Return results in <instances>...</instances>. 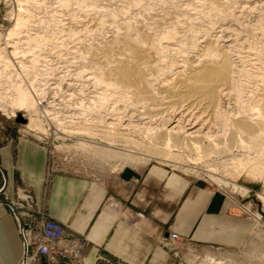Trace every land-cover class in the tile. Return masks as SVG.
Instances as JSON below:
<instances>
[{
	"label": "rangeland",
	"instance_id": "374dc122",
	"mask_svg": "<svg viewBox=\"0 0 264 264\" xmlns=\"http://www.w3.org/2000/svg\"><path fill=\"white\" fill-rule=\"evenodd\" d=\"M20 1L0 0V50L6 49L10 53L14 51L13 47L8 46L6 36L15 26L16 15H18L22 6L28 10V16L27 12L24 13L26 15L25 18L28 17L30 19L26 18L24 30L30 31V33L33 32L32 35L37 40L29 44H20L21 52L15 55L13 60L17 59L26 62V59H29L32 54H40V60L35 70L30 69L25 75L24 72L26 71L18 64L6 67V73L4 74L16 78V74L21 71L19 74L24 83L27 86L30 85V89H37L39 93H43L40 99L45 101H42V105L47 106L46 108L51 112L58 111L61 106L71 109V107L68 108L66 106L69 104L74 106L77 101L74 97L66 95L67 90L65 87L60 88L58 86V81L56 80L58 74H72V71L74 73V70L81 64L79 62L81 52L92 46L96 47L99 44L106 43L112 38L122 21L128 20L133 25H138L140 21L146 23L153 17L166 16L164 18L170 17L171 19L173 17L177 20L180 18V25L190 29L186 37L189 46L194 41L193 34H197L199 30H203L199 33L202 39L207 32L209 36L212 35L211 37H213L216 34L214 30H218L219 26L229 27L230 32L223 33L224 35L221 34L223 36H221L219 43L223 44L222 40L227 36L233 39L230 59L234 64L232 79L236 82L231 85L233 87L232 94L229 97L230 100L227 101L230 104L224 103L223 100L225 99L222 100V103L220 102V109L222 110L218 117L220 119H216L219 122L211 129L214 131L213 135L218 134L219 136L206 139L201 144L204 146L198 150L182 149L175 146L168 147L167 145H159L152 140L139 137L136 138L138 142L120 139L115 146L146 155L147 161L145 163H134L131 165H146L151 162L162 163L204 180L219 189L222 188V190L227 191L226 193L233 195L237 201L239 199L240 204L245 206L242 209L255 217L256 227L243 246L235 250L199 249L193 252L194 262L215 264V261L212 262V258L217 259L216 262L220 261L218 258H221L225 264H264V200L260 198V195H264V126L261 120H253L252 122L254 123H251L248 129L243 132H240L237 127L234 133L232 130L233 136L228 134L230 131H225L227 132L225 136L222 135L223 129L221 127L223 121L230 118L227 115L231 114L233 116V114H237L238 110H241L240 114L243 115L239 118L248 120L251 114L245 112V110L251 109L256 103L253 101L252 94L257 91L258 87H263L264 79L260 77L264 75V64H261L264 62V45L262 46L264 44V7H256L257 9L251 10L243 8V5H246L245 1L249 3V0H229V4H227L230 7H228V17L209 18L206 16L208 5L204 0H140L137 6L136 3H131L129 0H81V2L80 0H73L65 4L60 3L58 0L23 1V3H20ZM123 1L127 2L124 3ZM250 1L253 3L256 0ZM34 2L37 3L35 4ZM251 2L248 5L252 4ZM188 16L191 20H184V17L188 18ZM92 19L94 22L91 21ZM95 19L101 24H97ZM160 26L161 30L167 29V25L162 26L160 24ZM152 31L154 30H150V34L154 36L155 33H152ZM238 33L240 34L239 37L236 35ZM251 42L255 46H252V51H248ZM259 43H262V47H260ZM253 47L256 48L254 51ZM197 48H200V46L198 45ZM193 52V50L189 49L188 54H196V52ZM241 55L257 56L259 64L252 65L246 62L245 57L238 58ZM240 59L245 61L242 62ZM107 92L108 96L110 93L109 99L115 94L116 98L113 97L110 102H116L117 91L111 88V90L107 89ZM203 93L202 91L195 92L190 99L198 98ZM110 102L108 100L107 104H110ZM6 107L8 113L0 111V139L3 141V138L8 140L12 136H23L47 144L52 152L51 164L55 169L103 178L130 165L121 158L106 157V154L110 153L109 148L106 146L107 143L100 139H95L98 144L83 146L79 144L78 137L74 134L69 132H67L69 135L64 136L58 134L56 128L51 124V121L54 122V120L49 121L47 118L49 115L45 114L44 117L42 111L35 116L33 112L13 109L10 105H6ZM12 111L16 112L17 116H13ZM32 117L39 118L44 130L29 128V122ZM63 122L64 124L67 122L65 126H67L68 130L75 128L74 120H65ZM246 145H249V147ZM158 152H167L169 155L167 158L178 163L154 157L153 155ZM239 158H250L251 164L258 165L256 167L260 173L255 174L253 171L249 173L243 171L235 162ZM233 181L249 188V190L240 191L233 188Z\"/></svg>",
	"mask_w": 264,
	"mask_h": 264
},
{
	"label": "bare ground",
	"instance_id": "6f19581e",
	"mask_svg": "<svg viewBox=\"0 0 264 264\" xmlns=\"http://www.w3.org/2000/svg\"><path fill=\"white\" fill-rule=\"evenodd\" d=\"M23 1L33 2L37 0H21L20 3H23ZM58 1L65 4L73 0ZM129 1L136 3V6L140 3V0ZM204 1L208 5L206 16L209 18L229 16L228 9L230 7L227 5L229 0ZM249 3L245 1L246 5H243V8L255 10L256 7H264V0H256L248 5ZM74 4L76 5V3ZM24 13L28 16V10L21 6L15 18V26L6 36L8 46L13 47L14 51L10 53L6 49L0 50V111L8 113L6 105L20 111L33 112L35 116L42 111L44 117L45 114L49 115L47 117L49 121L54 120V122L51 121V124L56 128L58 134L63 136L67 135V132L74 134L78 137L79 144L83 146L98 144L95 139H100L106 142V146L109 148L110 153L106 154V157L121 158L129 164L145 163L147 161L146 155L115 146L120 139L138 142L136 138L139 137L168 147L175 146L182 149L198 150L204 146L201 145L203 141L219 136L218 134L213 135L214 131L211 129L219 122L216 119L219 117V113L222 112L220 102L222 103L223 99H225L223 100L224 103L230 100L229 97L233 89L231 85L236 82L232 79L234 64L230 59L233 39L227 36L222 40L223 44L219 43L221 36L224 35L223 33L230 32L229 27L219 26L218 30H214L216 34L213 37H211L212 35L209 36L207 32L204 35L205 37L202 35V39L199 33L203 30H197V34H193L195 36H193L194 41L189 46L186 37L190 29L186 25V28L180 25V18L177 20L173 17L171 19L170 17H167L169 19L164 18L166 16L153 17L146 23L140 21L138 25H133L128 20L122 21L112 38L106 43L99 44L96 47L90 46L91 48L84 49L81 52L79 61L81 64L74 70V73L72 71V74H58L56 77L58 86L60 88L65 87L68 93L66 95L74 97L77 101L74 106L70 104V106H66L71 107V109L61 106L58 107V111L51 112L46 108L47 106L42 105V101H45L40 99L43 93H39L37 89H30V85L27 86L20 76V70L16 74V78L4 74L6 73V67L18 64L26 71L24 72L25 75L30 69L35 70L39 64L40 54H32L30 57L28 56L29 59L25 58L27 63L23 60H13L15 55L21 52L20 44H29L37 40L36 37H33V32L30 33V31L24 30L26 18H28H25ZM187 19H190L189 16L188 18L184 17V20L187 21ZM91 21L94 22L93 19ZM97 24L101 23L97 21ZM160 24L162 26L167 25V29L161 30ZM150 30H154L152 31V33H155L154 36L150 34ZM236 35L239 37L240 34ZM261 44L259 43L260 47L264 45L261 46ZM198 45L200 48H197ZM252 46L255 45H252L251 42L248 51H252ZM188 48L196 54L193 52L194 55H189ZM255 49L253 47V51ZM241 57H245L246 62L252 65L259 64L257 56H238V58ZM244 59L240 60L243 62ZM261 64H264V62ZM16 68L18 67L16 66ZM260 78L264 79V75ZM111 88L115 89L116 94H118L117 100L114 103L112 102L113 104L110 100L115 97V92L111 99L108 98L110 93L108 96L107 92V89L111 90ZM200 91L204 93L198 98L190 99L195 92ZM252 98L256 103L251 109L245 110V112L251 114L248 120L239 118L243 116L240 114L241 110H238L237 114H233V116L228 114L227 116L230 118L224 120L222 126L220 125L223 129L222 135L225 136V133H227L225 131H230L228 134L233 136L236 127L239 128L240 132H243L248 129L251 123H254L253 120H261L264 126V84L263 87H258L257 91L253 92ZM108 100L110 104H107ZM227 104L230 103L227 102ZM12 114L17 116L16 112ZM65 120H74L75 128L68 130L65 126L67 122L65 124L63 122ZM29 128L44 130L39 118L34 117L30 119ZM63 136L61 137L63 138ZM246 146L249 147V145ZM153 156L178 163L168 159L167 152H158ZM235 162L247 173L252 171L255 174L260 173L259 170L257 171L256 166L258 165L251 164L250 158H239ZM232 185L233 188L240 191L249 190V188L235 181ZM260 198L264 200V195H260ZM218 259L220 261L216 262L217 259L212 258V262L225 264L224 260Z\"/></svg>",
	"mask_w": 264,
	"mask_h": 264
},
{
	"label": "crops",
	"instance_id": "0c3cea01",
	"mask_svg": "<svg viewBox=\"0 0 264 264\" xmlns=\"http://www.w3.org/2000/svg\"><path fill=\"white\" fill-rule=\"evenodd\" d=\"M51 154L28 137L1 141L9 201L30 195L24 220L46 213L83 240V264H97L101 255L124 264H199L194 251L238 249L256 227L224 190L165 164H130L96 178L55 169ZM170 232L180 236L176 250L161 242ZM22 254L18 223L0 199V264H19ZM38 264L53 263L41 256Z\"/></svg>",
	"mask_w": 264,
	"mask_h": 264
},
{
	"label": "built area",
	"instance_id": "2783aa9c",
	"mask_svg": "<svg viewBox=\"0 0 264 264\" xmlns=\"http://www.w3.org/2000/svg\"><path fill=\"white\" fill-rule=\"evenodd\" d=\"M0 172L3 176L0 199L7 201V205L18 223L22 239L23 254L19 264H38L41 256L47 257L49 262L53 264H83L81 257L84 246L83 240L68 235L66 226L60 221L49 217L46 213L39 212L40 215L38 217H32L29 221L24 220L22 210L26 209L29 203L32 204V198L28 195L27 197H19L15 201H9L6 188L7 181L1 167ZM228 194L230 195V193ZM230 197L233 203L236 201L235 205L245 208V206L240 204L239 199L237 201L233 195H230ZM138 215L139 217H144V213L139 212ZM179 240L180 236L171 232L161 238V242L170 250L177 249ZM97 264L124 263L101 255Z\"/></svg>",
	"mask_w": 264,
	"mask_h": 264
}]
</instances>
